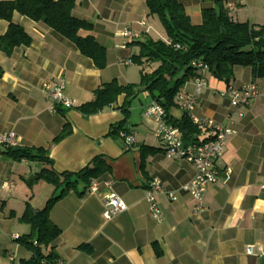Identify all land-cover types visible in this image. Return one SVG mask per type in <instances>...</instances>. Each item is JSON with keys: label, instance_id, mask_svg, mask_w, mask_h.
Here are the masks:
<instances>
[{"label": "crops", "instance_id": "1", "mask_svg": "<svg viewBox=\"0 0 264 264\" xmlns=\"http://www.w3.org/2000/svg\"><path fill=\"white\" fill-rule=\"evenodd\" d=\"M178 1L194 25L202 22L203 9L215 7V0ZM222 1L224 5L237 4L230 11L236 21L264 25V0ZM72 15L93 24L91 30H80L79 35L92 36L105 48L103 69L44 23L17 12L12 15V23L21 26L32 41L10 55L0 50V134L14 132L19 147L44 148L59 173L77 172L95 156H103L110 166L108 173L96 179L98 193L79 196L70 191L50 210L51 221L61 230L51 244L58 259L64 264H264V77L256 78L249 66H234V78L228 85L207 69L201 75L204 86L198 94L192 79L182 86V91L196 96L197 117L224 126L230 115L235 129L222 150L220 181L207 187L203 209L194 213V202L183 186L195 175V167L165 155L163 143L154 136V120L143 114L151 102L146 91L131 100L117 137L109 132L125 117V95L88 117L76 109L91 101L94 90L102 84L113 79L120 84H136L141 68L153 69L152 63L132 68V56L139 49L135 41L148 37L166 40L162 35H151L148 18L152 15L145 1L76 0ZM144 19L146 25L141 23ZM8 25L0 19V37ZM124 27L140 37L120 49L123 39L118 33ZM127 58L132 64L122 61ZM44 81L62 83L74 107L64 113L52 111L41 88ZM249 82L256 85L257 94L245 107L235 108L229 98L222 96L229 85L239 88ZM182 113L175 107L170 116L179 118ZM66 122L71 125V133L53 142ZM124 133L134 137L129 150H125ZM212 135V130L202 131L200 141ZM141 147L157 151L149 153ZM35 163L0 156V264H18L30 257L14 236L30 232V227L18 219L30 201L24 179L41 168ZM224 167L231 169L226 181ZM153 179L176 197L171 200L166 194L157 196L162 214L159 220L153 218L145 198ZM4 182H13V186L6 189ZM107 192L115 193L127 205L126 211L110 219L102 217L101 195ZM247 245L258 246L261 251L247 255Z\"/></svg>", "mask_w": 264, "mask_h": 264}, {"label": "trees", "instance_id": "2", "mask_svg": "<svg viewBox=\"0 0 264 264\" xmlns=\"http://www.w3.org/2000/svg\"><path fill=\"white\" fill-rule=\"evenodd\" d=\"M148 13L156 16L163 27L166 40H138L139 53L132 56L135 64L155 63L151 71L140 70V81L136 84H120L116 79L102 84L93 92V99L76 109L88 117L102 111L116 102L118 96L125 95L122 105L124 119L111 127L110 136L117 137L128 114L130 102L140 92L146 91L152 101L159 103L168 115V122L176 126L184 143L200 141L202 131L192 123L185 112L179 118L170 116L178 107L175 97L179 89L197 76L193 62H203L209 72L227 85L233 80L234 66H249L256 78L264 77V25L236 21L225 8L222 0H215V7L201 11L202 22L191 23L183 5L178 0H144ZM76 0H10L0 1V19L9 23L4 35L0 37V50L10 55L15 48L28 46L31 37L24 29L12 23V15L17 12L29 19L42 22L62 37L71 41L79 52L92 59L95 66H106V51L92 36L81 37L80 30H91L93 24L72 15ZM129 43V42H128ZM0 69V76H1ZM66 109L58 108L64 113ZM72 131L65 123L53 142H58ZM149 153L157 150L141 147ZM1 154L14 160H27L41 165L38 172L24 179L27 186L44 181L60 189V193L49 199L42 209L33 208L29 202L18 219L29 225L30 232L18 236L15 241L30 252V257L18 264H54L58 256L51 244L61 230L51 221L50 210L53 205L74 191L84 195L91 182L110 171L103 156H95L84 168L77 172H56L47 150L41 147L2 146ZM80 188V189H79ZM13 216V214H10ZM81 246L80 248H84Z\"/></svg>", "mask_w": 264, "mask_h": 264}, {"label": "built area", "instance_id": "3", "mask_svg": "<svg viewBox=\"0 0 264 264\" xmlns=\"http://www.w3.org/2000/svg\"><path fill=\"white\" fill-rule=\"evenodd\" d=\"M205 1V0H202ZM237 4L235 2L225 3V8L229 11L235 10ZM145 24V21L141 22ZM118 36L123 39V42L118 45L120 49H126L129 41L137 40L140 34L127 27H124ZM125 64H132L131 58L122 59ZM193 67L196 68L197 76L192 80L195 84V92L198 94L203 86L204 80L202 73L207 70L206 65L201 61L193 62ZM42 91L50 101V108L56 111L58 108L71 109L74 107V102L64 94V85L62 83H53L51 81H44L41 85ZM257 94V87L253 82H249L240 86L239 88L229 85L222 96L230 99L231 105L235 108L241 109L248 105L250 100ZM176 104L183 110L190 118L192 123L201 131L212 130L213 135L209 139L197 143H184L181 137L180 130L168 122V115L165 109L157 102L152 101L145 107L143 114L145 117L151 118L155 122L154 136L159 139L164 146V153L166 156L186 160L194 165L195 175L193 178L183 186L191 196L194 205L193 212L198 213L203 209L202 201L207 187L211 184L220 181V158L225 141L228 136L235 133L232 124L231 116H228V123L224 126L215 124L212 119H200L194 114L196 105V96L185 91H178L175 97ZM238 115H242L241 112ZM125 150H129L134 143V137L130 133L123 134ZM2 146L16 147L18 146L17 137L14 132L7 134H0V148ZM1 156V151H0ZM225 179L229 177L231 169L229 167L222 168ZM106 186L110 183L106 182ZM3 186L9 189L13 186V182H4ZM89 194L98 193V184L93 180L87 190ZM159 194H166L171 200H175V196L166 192L158 179H153L148 188L145 190V198L149 205L150 213L156 220L161 219V210L157 203V196ZM104 210L102 217L110 219L113 215L126 211L127 205L125 202L113 192H107L101 195ZM18 236H14L16 239ZM261 248L255 245H247L245 253L247 255H255ZM54 264H64L61 260Z\"/></svg>", "mask_w": 264, "mask_h": 264}, {"label": "rangeland", "instance_id": "4", "mask_svg": "<svg viewBox=\"0 0 264 264\" xmlns=\"http://www.w3.org/2000/svg\"><path fill=\"white\" fill-rule=\"evenodd\" d=\"M146 23H147V21L145 20L144 25H146ZM148 25L150 26L149 27L151 29L150 33L153 37H161V35H162V37H165V34L162 33L163 32L162 31L163 30L162 24L157 17H152V16L149 17L148 18ZM155 32L157 34H155ZM135 51H137V53H136V55H137L139 53V49L135 50ZM155 66H156L155 63L151 64L152 68H154ZM132 68H134L136 70L137 68H139V65L135 64ZM181 89H182V87L179 89V91H181ZM35 164H37V166L40 165L39 163H35ZM28 188H29V194H28L29 199L27 201L30 200L29 202L32 203L33 206L36 207L37 209H42L49 199H51L52 197H54L60 193V189L54 190L50 185L44 183V181L43 182L38 181L35 184L31 185L30 187L28 186Z\"/></svg>", "mask_w": 264, "mask_h": 264}]
</instances>
